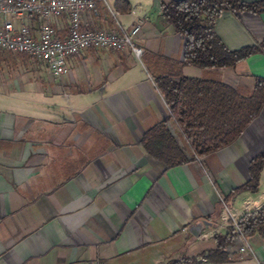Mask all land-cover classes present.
I'll use <instances>...</instances> for the list:
<instances>
[{
	"label": "crops",
	"instance_id": "crops-1",
	"mask_svg": "<svg viewBox=\"0 0 264 264\" xmlns=\"http://www.w3.org/2000/svg\"><path fill=\"white\" fill-rule=\"evenodd\" d=\"M95 1L98 13L84 17L83 28L128 31L138 24L132 41L143 51L139 58L129 48L88 49L67 59L60 79L42 62L35 78L0 74V264H164L213 248V236L231 227L224 205L241 215L264 201V167L257 192L223 200L264 150V107L231 145L181 165L165 167L141 142L170 114L155 77L250 90L264 77V53L201 69L183 61L184 39L160 11L167 0H128L129 13L115 12V0ZM22 23L36 32L39 20H16ZM55 26L64 36L66 17ZM214 28L229 49L254 45L264 39V12L224 11ZM56 94L73 119L55 112L60 107L49 99ZM32 104L47 109H28ZM168 126L177 135L173 120ZM244 241L252 252L240 251ZM226 252L227 261L200 256L197 264H264L257 235L236 237Z\"/></svg>",
	"mask_w": 264,
	"mask_h": 264
},
{
	"label": "trees",
	"instance_id": "trees-1",
	"mask_svg": "<svg viewBox=\"0 0 264 264\" xmlns=\"http://www.w3.org/2000/svg\"><path fill=\"white\" fill-rule=\"evenodd\" d=\"M113 8L117 13H129L131 4L128 0H115ZM160 11L184 39L183 61L187 64L201 69L227 68L264 53V39L254 45L229 49L214 28L224 11L264 12V0H167L160 1ZM255 81L250 90H245L211 79L155 77L170 114L143 134L145 151L169 168L231 145L264 107V77ZM170 119L178 128L177 135L168 126ZM263 167L264 150L249 161L248 179L224 196L225 203L242 192H257ZM240 234L245 238L257 235L264 242V201L259 207L243 212L237 227L231 226L225 234H215L213 248L164 264H197L200 256L213 262L227 261L226 249Z\"/></svg>",
	"mask_w": 264,
	"mask_h": 264
},
{
	"label": "built area",
	"instance_id": "built-area-1",
	"mask_svg": "<svg viewBox=\"0 0 264 264\" xmlns=\"http://www.w3.org/2000/svg\"><path fill=\"white\" fill-rule=\"evenodd\" d=\"M95 0H0V51L24 54L42 62L55 79L67 75V59L88 49L122 51L129 48L139 58L143 51L133 44L132 38L139 31L134 25L128 31L83 28V18L97 14ZM37 17L39 25L34 32L28 23L16 24L17 19ZM66 17L67 31L60 36L56 24ZM224 217L237 227L240 214L223 206ZM245 240L243 235H239ZM245 247L252 252L248 243ZM86 264H96L89 262Z\"/></svg>",
	"mask_w": 264,
	"mask_h": 264
},
{
	"label": "rangeland",
	"instance_id": "rangeland-1",
	"mask_svg": "<svg viewBox=\"0 0 264 264\" xmlns=\"http://www.w3.org/2000/svg\"><path fill=\"white\" fill-rule=\"evenodd\" d=\"M25 63V64H24ZM23 64V68H19V65ZM28 64H30L28 66ZM39 66H42L39 61H36L32 58L27 57L24 54H14V53H9L3 51L2 53L0 52V74L2 75H9L10 73H13L14 76L16 77H21L24 76L25 78H35L36 70L33 69L34 67L39 69ZM36 68V69H37ZM51 100V101H50ZM49 102L51 104L55 103L58 104L60 108L56 110L55 112L60 114L61 119H73L75 117V112L71 110L70 104L67 102V100L61 96V95H51ZM51 108V107H50ZM28 109H33L35 111H45L47 109V105H42L40 104H32L28 106ZM48 114L50 115L49 119L50 121H54V119H58L57 116L54 114V110L51 108L49 110ZM53 111V112H52ZM47 112V111H46ZM51 113V114H50ZM52 127H63L62 125L58 126L57 122H51ZM66 125V124H65ZM50 137H52V134H50ZM71 140V139H68ZM231 223V222H230ZM203 264H208V263H203Z\"/></svg>",
	"mask_w": 264,
	"mask_h": 264
}]
</instances>
